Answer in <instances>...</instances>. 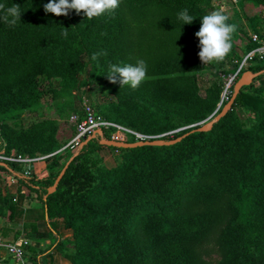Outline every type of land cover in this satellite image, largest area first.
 <instances>
[{"label": "trees", "instance_id": "1", "mask_svg": "<svg viewBox=\"0 0 264 264\" xmlns=\"http://www.w3.org/2000/svg\"><path fill=\"white\" fill-rule=\"evenodd\" d=\"M49 2L0 0L21 11L15 27L0 20V114L30 110L46 94L71 95L87 70L115 98L98 113L103 119L144 140L183 137L171 146L115 149L101 144L111 140L113 130H105L104 138L74 152L59 139L55 119L18 131L1 124L8 152L46 157L44 169L30 179L18 164L0 170L36 195L51 227L62 220L72 230L73 249L66 252L60 246L67 243H59L63 256L71 264H209L206 247L213 242L218 264H264V83L256 87L264 80V61L250 69L263 75L242 89L232 110L210 131H198L219 109L224 89L221 81H211L203 95L198 81L211 63L199 58L195 33L203 16L216 10L214 0H121L114 12L91 19L83 11L47 13ZM240 4L264 9V0ZM183 9L196 18L193 23L178 19ZM249 22L255 33L264 32L261 18ZM236 35L229 55L217 62L218 76L238 69ZM255 47L250 44L247 53ZM102 51L107 55L92 59ZM140 59L148 71L139 87L110 82V65ZM135 142L133 137L129 143ZM107 150L118 154L114 166L103 162ZM0 204V216L10 212L13 222L14 197L0 195ZM29 261L36 264V257Z\"/></svg>", "mask_w": 264, "mask_h": 264}, {"label": "rangeland", "instance_id": "2", "mask_svg": "<svg viewBox=\"0 0 264 264\" xmlns=\"http://www.w3.org/2000/svg\"><path fill=\"white\" fill-rule=\"evenodd\" d=\"M239 3L240 0H214L216 10L225 12L232 22L238 26L237 35L233 42L234 52L237 56L234 62L238 64L243 62L247 54V48L250 45L249 36L251 32H254L253 29H251L249 19L254 16L259 18L262 16V10H258L255 15H253V13L250 15L247 14ZM200 50L199 48V51ZM226 63L228 64L229 62L227 61ZM218 74L219 67L217 62H212L209 64V68L205 73L198 75V81L203 95H205V90L209 87L211 81L219 80L223 83V98L226 89L225 80L228 76H224L223 74L218 76ZM78 79V87L71 95H67V93L46 94L38 104L30 110H17L15 112H8L5 115L0 114V125L5 124L7 128L18 131L26 129L30 124L37 121L55 119L59 123L58 137L65 145H68L76 135V129L74 125L71 124V117L76 111H82L85 104H88L99 113L103 106L115 99L113 96H107L105 94V91L90 78L87 70L80 74ZM263 83V79L257 81L256 87L262 86ZM55 87L57 91L60 90L58 83H55ZM242 117L245 118L246 115H242ZM117 155V153L108 150L101 153L104 164L109 167L117 163ZM66 157L67 154L60 160V164L55 168V172L61 169ZM46 164L45 162L37 163L35 172L39 173ZM206 249L208 254H205V261L209 264H218L220 258L216 252L214 243L212 242ZM5 254H7V252H5ZM8 260L14 262L9 255Z\"/></svg>", "mask_w": 264, "mask_h": 264}, {"label": "clouds", "instance_id": "3", "mask_svg": "<svg viewBox=\"0 0 264 264\" xmlns=\"http://www.w3.org/2000/svg\"><path fill=\"white\" fill-rule=\"evenodd\" d=\"M121 0H50L44 5L47 13H53L56 16H68L70 10H75L77 14L83 11L88 19L99 17L106 12H114L120 5ZM0 20L8 24L9 27H15L21 20L20 6L14 4L6 7L0 4ZM178 19L185 24H191L196 19L189 14L188 9H183L178 14ZM229 17L222 10L212 11L203 16L202 26L195 35L199 38L200 51L199 58L204 64L212 62H222L232 49L233 36L237 31L236 24L228 23ZM67 32H63L67 36ZM101 55H107L106 51L94 53L92 59L96 60ZM148 66L143 59L137 60L133 64L110 65L108 70V79L111 83H120L121 86L130 85L136 89L146 79Z\"/></svg>", "mask_w": 264, "mask_h": 264}, {"label": "crops", "instance_id": "4", "mask_svg": "<svg viewBox=\"0 0 264 264\" xmlns=\"http://www.w3.org/2000/svg\"><path fill=\"white\" fill-rule=\"evenodd\" d=\"M239 5L241 6L240 3ZM242 9L249 15L251 13L255 15L258 10H263L261 7H255L249 4H246ZM0 195L13 196L16 204L13 222L9 219L10 212L7 215L0 216V237L9 242H14L24 237L28 238L30 241L28 248L31 249L28 254L30 257H36V264H71L63 256L62 252L59 251V243L62 242L67 243L66 247L60 246L66 252L71 251L74 247L72 244V230L66 228L62 220L57 221L51 227L48 224L43 206L37 200L36 195H31L30 191L13 175L1 170ZM0 264H14V262L8 260V255L5 254V251H0Z\"/></svg>", "mask_w": 264, "mask_h": 264}, {"label": "built area", "instance_id": "5", "mask_svg": "<svg viewBox=\"0 0 264 264\" xmlns=\"http://www.w3.org/2000/svg\"><path fill=\"white\" fill-rule=\"evenodd\" d=\"M261 19L264 24V9L262 10ZM260 35H264V32L260 34L251 32L249 36V44L256 45V47L246 54L243 62L239 64L238 69L230 74L225 80L226 89L219 105V109L231 100L234 87L240 77L246 71H250V69L258 67L260 63L264 61V39ZM71 124L74 125L76 129V135L66 148L69 147L74 152L78 151L82 147L83 143L99 130H102L103 132L105 130H113L111 140L121 143H129L133 137H135L137 141H144L145 139L143 136L136 134L130 129L103 119V117H101L97 111H95L94 108L88 104H85L81 114L75 113L72 115ZM45 158L46 157L31 158L23 156L15 150L8 152L0 130V164H18L24 169L22 176L30 179L33 177L36 164ZM29 246L30 241L26 237L18 239L14 242L6 241L0 237V251L7 252L9 257L14 260L15 264H32L29 262L27 256V248Z\"/></svg>", "mask_w": 264, "mask_h": 264}, {"label": "water", "instance_id": "6", "mask_svg": "<svg viewBox=\"0 0 264 264\" xmlns=\"http://www.w3.org/2000/svg\"><path fill=\"white\" fill-rule=\"evenodd\" d=\"M262 75H263L262 72L254 73L252 71H246L241 76V78L238 80V82L236 83L231 100L223 107V109L221 110L220 113H218L220 110V109H218L214 113V115L210 118V121L207 122L206 124H204L201 128H199L198 131L199 132L210 131L216 122L220 121L222 118H224L232 110V107L235 104V101H236L238 95L240 94V92L242 91V89L245 87L251 86L254 83V81L257 80ZM97 137L104 138V132L102 130L97 131V133L92 135L91 137H89L83 143L82 146L86 145L89 141H91L92 139H95ZM182 138L183 137H180L178 139L171 140V141H166L163 139H156V140H152V141L144 140V141H138L135 143H121V142H116L113 140H107L104 138L101 141V144L104 146L110 147V148H115V149H134V148L146 147V146H150V147L171 146V145H174V144L180 142L182 140ZM73 159L74 158H71V160L67 163V165L64 167V169L62 170V172L58 176L55 184L51 188H49V190H48L49 195L53 194L57 190L59 183L61 182L62 178L66 174V171H67L68 167L70 166L71 162L73 161ZM0 167H5L8 169L9 165L0 164Z\"/></svg>", "mask_w": 264, "mask_h": 264}]
</instances>
